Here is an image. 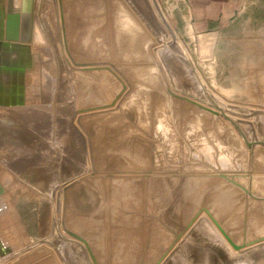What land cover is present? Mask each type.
<instances>
[{
	"label": "rangeland",
	"instance_id": "1",
	"mask_svg": "<svg viewBox=\"0 0 264 264\" xmlns=\"http://www.w3.org/2000/svg\"><path fill=\"white\" fill-rule=\"evenodd\" d=\"M258 15L200 60L162 0H39L26 105L0 108V189L30 236L3 229L0 264H264ZM127 22L148 58L120 59Z\"/></svg>",
	"mask_w": 264,
	"mask_h": 264
},
{
	"label": "crops",
	"instance_id": "2",
	"mask_svg": "<svg viewBox=\"0 0 264 264\" xmlns=\"http://www.w3.org/2000/svg\"><path fill=\"white\" fill-rule=\"evenodd\" d=\"M162 1L166 6V11L171 16L173 25L176 28V31L181 37L183 43L187 44L191 50L194 49V55H196L197 58L200 60L213 59L214 57L213 55L214 53H216L217 49H219L221 45H224L226 43L227 38H229V35L231 33V29L234 28L239 22H242L244 18L247 17L248 23L251 24L254 19L252 18L254 9H256L259 12L257 19H259V21L261 22L258 23V27L264 29V0H162ZM122 27L124 26H121V28ZM125 28H126V32L124 30ZM122 31L125 33L129 32L131 34L133 32V35L132 36L129 35L130 37L126 41H121L119 46L120 59L123 56H124L123 58L125 59L126 57L125 55H129V54L133 55V53H136L138 55V52H142L141 54L144 53V56L149 55L147 49L148 37H145L143 35L145 32L139 25L137 26L135 24L131 26V23L127 22V26L122 28ZM248 34H249L248 38H250L251 35L250 33ZM126 35L128 37V34ZM262 36L264 37V30H259L258 31L259 40H257V37H254L253 41L247 39V41H245V45H249V43L252 44L258 43L259 41H261L260 37ZM143 37H145L146 39L144 40ZM4 52L5 51H3L2 53L1 62L8 64L3 60ZM131 57L134 58L135 56H131ZM18 60L19 58L17 59V62ZM29 62H31L30 53H29V61H27L26 59L21 62L19 61L17 68L20 69L22 65L26 66L27 63ZM10 66L12 68V65ZM1 68L2 66L0 65V70H2ZM29 68L30 66L28 64L27 72L30 70ZM146 75L149 74L146 73ZM1 76L4 75L0 74V108L5 109L10 107L12 109H16L18 107H12L10 105L4 106L2 104L6 102V100H4L6 97L8 98L7 99L8 103L15 102L16 100H18L20 96L19 93H20L21 85L24 88V103H25V96L27 95L26 93L28 92L26 91V89L29 88L27 84L28 79L26 80L25 78L26 84H24L23 79L21 81L20 77L19 76L17 77L13 72L7 76L8 80H5V76L2 78ZM140 82L142 84V80L138 79L137 80V83H139L138 85H140ZM142 91H146V90H142ZM146 92H149V90H147ZM5 93H7L9 96L6 95ZM23 106H19V107H23ZM32 195L33 193L31 190L29 194H27V196L22 195L23 197H27L24 204L28 206L27 208L30 210L29 211L30 214L32 213V208L30 204L32 203L31 202ZM18 202H20V200L17 198V200H13V202L10 201L9 203L10 212L15 222L13 229L14 230L16 229V231L18 232L20 230L22 236L27 238L30 236V234L26 231L28 230L29 227L27 226L28 225L27 221H24V217L22 216L24 212L21 211L20 207H18L19 206ZM5 223L6 224L2 222L0 224L2 228L0 229V238L2 242L8 244L10 248H13V246H11V243L7 240L6 238L7 236L3 235V231H2L3 229L5 231L7 229L9 230L10 223L9 222H5Z\"/></svg>",
	"mask_w": 264,
	"mask_h": 264
},
{
	"label": "water",
	"instance_id": "3",
	"mask_svg": "<svg viewBox=\"0 0 264 264\" xmlns=\"http://www.w3.org/2000/svg\"><path fill=\"white\" fill-rule=\"evenodd\" d=\"M14 1H20V6L15 8ZM33 5L34 0H8L7 9L0 7V51L17 54L18 62L27 60L29 61V47L26 45L32 39V19H33ZM18 62L12 64L8 63L6 67L1 68L0 74L8 76L14 73L20 79H23V70L17 68ZM21 64V63H20ZM3 72V73H2ZM6 97V102L2 105L19 107L24 104V88L20 87L19 99L15 102H9ZM4 201L0 198V209H3ZM5 210V209H4ZM12 248L8 244L2 242L0 238V256L4 257L6 254H12Z\"/></svg>",
	"mask_w": 264,
	"mask_h": 264
},
{
	"label": "bare ground",
	"instance_id": "4",
	"mask_svg": "<svg viewBox=\"0 0 264 264\" xmlns=\"http://www.w3.org/2000/svg\"><path fill=\"white\" fill-rule=\"evenodd\" d=\"M8 2V0H7ZM38 2L39 0H34V5H33V19H32V39L29 43H27L26 45H33L35 44V40L37 39V21H36V11H37V6H38ZM8 4V3H7ZM14 5H15V8L19 7L20 6V1H17V3L14 1ZM8 6V5H7ZM7 6H6V0H0V7L2 9V12L4 11V9H7ZM39 35V34H38ZM41 37V36H40ZM42 39V38H41ZM37 41V40H36ZM41 43V42H40ZM44 43V42H43ZM2 53L3 51H0V65L3 67H6L7 64L1 62V59H2ZM4 58V57H3ZM10 75V74H9ZM4 77V76H1V78ZM10 90V89H9ZM8 90V91H9ZM5 91V90H3ZM12 92V91H10ZM8 93V92H7ZM7 93H5L6 95H8ZM20 94V93H19ZM13 95V94H12ZM9 96V95H8ZM27 96V95H26ZM25 96V97H26ZM5 100V99H4ZM12 103V102H11ZM24 105H26V103H24ZM3 188V187H2ZM8 195L5 194L4 192V189H0V198L2 197L3 201H4V206H3V209H0V224L3 222L4 224H6L5 222L8 221L10 224V229L6 230V231H10L13 229V226H14V222H12V216L8 213V209L6 207V201L7 199L9 198V196L7 197ZM5 209V210H4ZM0 229L1 228V225H0ZM13 249V248H12ZM13 251V250H12ZM5 256H10V254H6ZM4 256V257H5Z\"/></svg>",
	"mask_w": 264,
	"mask_h": 264
}]
</instances>
